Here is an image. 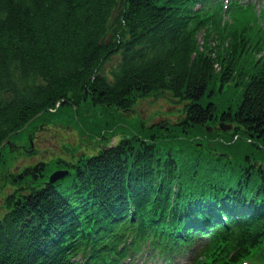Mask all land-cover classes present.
<instances>
[{
    "label": "trees",
    "instance_id": "trees-1",
    "mask_svg": "<svg viewBox=\"0 0 264 264\" xmlns=\"http://www.w3.org/2000/svg\"><path fill=\"white\" fill-rule=\"evenodd\" d=\"M193 3L0 0V145L39 114L50 116L58 104L60 109L113 107L124 112L137 100L164 92L187 114L178 126L180 134H200L214 114L221 115L211 101L222 96L214 88L217 82L241 90L229 97L221 120L236 123L241 127L237 134L264 144V33L255 34L250 20L236 28L204 27L209 17L188 11ZM113 57H118L117 65L105 73ZM162 141L163 146L172 143ZM125 147L91 159L68 184L32 192L23 204L7 206L11 213L0 226V264H58L59 244L68 242L74 234L70 226L77 225L70 209L78 219L92 212V232L98 238L107 234L108 220L128 206L137 209L150 199L174 197L181 174L196 181L204 162L198 156L189 164L175 162V154L162 156L155 145ZM239 173L228 166L219 176L239 182L233 180ZM247 175L248 184L264 198V173L248 167ZM259 234L264 241V215L235 238L233 248L211 249L201 264H223L231 255L239 259L237 253L263 244ZM255 235L259 239L252 249L248 239Z\"/></svg>",
    "mask_w": 264,
    "mask_h": 264
},
{
    "label": "rangeland",
    "instance_id": "rangeland-1",
    "mask_svg": "<svg viewBox=\"0 0 264 264\" xmlns=\"http://www.w3.org/2000/svg\"><path fill=\"white\" fill-rule=\"evenodd\" d=\"M252 30L256 31L258 34L264 33V24H254ZM257 45L258 47H261L259 44ZM250 59L252 61L258 60V56H251ZM117 60H119L118 57H113L109 61V63L104 66V72L106 73L111 68H114L117 65ZM214 88L217 89L216 87ZM211 101H213L212 104L216 108H219L222 111H228V102L224 94H222L221 97L215 95V97L211 98ZM179 109L180 107L175 103H172L170 101V98L167 96H161L157 99L151 97L142 99L140 102L135 103L132 106V109L129 110L131 111L129 114L121 113L119 117H116L115 121H109L108 123H106V125H114L112 126L111 130H109L110 134L108 135L107 142H111L114 138L113 136L116 135L120 137V140L122 139L123 134L121 135V131L116 132V129L117 127L121 128L124 123L128 125H138L139 120L147 125L157 124L163 121L172 123L180 116ZM61 112L67 114L64 109H62ZM95 116H98V122L94 121ZM41 118V120H33L31 124L28 125L25 130H23L22 133L18 134L15 138L12 139L11 142L14 143L15 146L12 147L11 150H9L8 146H5L3 148L5 151L3 154L5 156L6 164L2 163L0 165V198L5 196L9 192L8 189L6 191L3 190L6 186H10L9 174L17 173V170L20 168L19 166L22 163L24 164L27 162L25 165H31L35 162L34 159H42L45 156H48V153H52V156L49 155L50 157H54L57 153L65 156L67 148L61 147V144L65 142L69 143L75 148L72 151V153L75 154V159H71L70 161V163H74V161H76L77 158L82 155L79 151L80 147H90L91 151L95 149L93 146L94 144L90 143L89 141L93 140L92 137L97 133H100L106 126H103V123H105L106 119L105 113L103 111L97 110L87 111L86 109L83 111V113H81V115H75L73 120L76 124H74L73 121H66V123H64L62 120H60V118L62 117L59 115L58 110L56 111L55 116L51 114L50 117ZM86 121L90 123V126H87L85 124ZM118 122H121V124H119ZM81 125L84 127V130L81 129ZM85 128H88L89 131L84 132ZM98 128L100 129L98 131H95ZM159 135L160 137L157 135V137L152 140L160 143L162 139L159 138L162 137L166 140L168 139L166 138V135H163V133H159ZM147 140L148 139L144 140L143 142ZM116 141L117 139L114 140V142ZM30 142H34L35 146H37L38 150H40L42 153L24 156L26 149L28 152L30 151ZM193 142L195 143V141ZM161 144L163 143L156 145ZM86 155H91V152L89 151ZM56 170L57 168H53L52 173H54ZM67 179V182H69L71 176L69 175Z\"/></svg>",
    "mask_w": 264,
    "mask_h": 264
},
{
    "label": "bare ground",
    "instance_id": "bare-ground-1",
    "mask_svg": "<svg viewBox=\"0 0 264 264\" xmlns=\"http://www.w3.org/2000/svg\"><path fill=\"white\" fill-rule=\"evenodd\" d=\"M233 83H230V85H232ZM221 87V88H220ZM223 84H220L219 82H217L216 83V88L217 89H223ZM177 105H179V104H177ZM179 106H181V105H179ZM182 107V106H181ZM194 108H198L197 106H195ZM131 111H129V110H125L123 113H125V114H129ZM64 117V116H63ZM186 117H187V114H185V118L184 119H186ZM62 121L64 122V123H66V120L64 119V118H62ZM112 128V127H111ZM114 138L115 139H119L117 136H114ZM108 140V136L107 135H105V134H103V133H97L96 135H94V139L93 140H90V143H92V144H94L93 146L98 150V151H104V147H103V145H102V143L103 142H105V141H107ZM94 142V143H93ZM67 148L70 150V151H73V147H71V146H67ZM83 149H85L86 147H82ZM74 156H75V154H74ZM180 168V167H179ZM155 177V175L154 176H152V177H147V179H149V180H152L153 178ZM238 177L240 178V179H245L246 181H248V175L247 174H245V173H241V174H239L238 175ZM159 179V178H158ZM63 185H65L64 183H63ZM126 185H128V182H127V180H126ZM250 187H249V186ZM222 187V186H221ZM240 187H241V190L243 191V192H245V193H250L251 192V190L253 189V187L250 185V184H248V183H246V182H242V183H240ZM22 194H27V192L26 191H23L22 192ZM26 198H29V199H31L32 198V196H30V195H28V197H26ZM25 198V199H26ZM70 212L73 214V218H76L77 219V221H78V223H79V225L81 226V228H82V230H86L87 228H88V230H90V231H93L94 230V228H93V226H91V225H89V222L86 220V219H83V218H81V220L79 221L78 220V218H77V215H76V213L72 210V209H70ZM11 213V212H10ZM88 214V213H87ZM6 218H7V214L2 218V219H0V226L1 225H4L6 222H5V220H6ZM94 218V217H93ZM111 218V217H110ZM109 218V219H110ZM150 220H154V218L155 217H153V215H150L149 217H148ZM94 221H96V219L94 218L93 219ZM248 224L250 225V223L248 222ZM260 241L262 242V238H263V236L262 235H260ZM257 239H259L258 238V236H253V237H251V238H249L248 239V244H249V246L252 248V249H254V244H255V242H256V240ZM71 241V240H70ZM231 256H233V255H231ZM156 257H158V255L156 254Z\"/></svg>",
    "mask_w": 264,
    "mask_h": 264
},
{
    "label": "water",
    "instance_id": "water-1",
    "mask_svg": "<svg viewBox=\"0 0 264 264\" xmlns=\"http://www.w3.org/2000/svg\"><path fill=\"white\" fill-rule=\"evenodd\" d=\"M220 127H222V125H220ZM222 129H224V128H222ZM63 176H64V174H62V173L54 174L53 176H51L49 182L52 183L55 180L62 178Z\"/></svg>",
    "mask_w": 264,
    "mask_h": 264
}]
</instances>
